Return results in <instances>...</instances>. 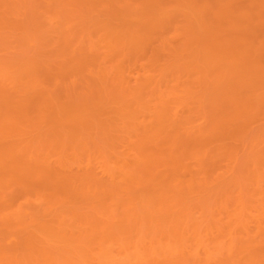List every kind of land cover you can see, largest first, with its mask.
<instances>
[{"label": "rangeland", "instance_id": "374dc122", "mask_svg": "<svg viewBox=\"0 0 264 264\" xmlns=\"http://www.w3.org/2000/svg\"><path fill=\"white\" fill-rule=\"evenodd\" d=\"M0 264H264V0H0Z\"/></svg>", "mask_w": 264, "mask_h": 264}, {"label": "bare ground", "instance_id": "6f19581e", "mask_svg": "<svg viewBox=\"0 0 264 264\" xmlns=\"http://www.w3.org/2000/svg\"><path fill=\"white\" fill-rule=\"evenodd\" d=\"M180 1H181V0H180ZM151 2H152V1H151ZM185 2H188V1H185ZM195 3H196V2H195ZM188 4H189V3H188ZM190 4H191V2H190ZM178 6H179V5H178ZM189 6H191V5H189ZM189 6H188V7H189ZM164 7H165V6H164ZM176 7H177V5L175 6V9H176ZM180 7H185V6H180ZM186 7H187V6H186ZM193 7H194V6H193ZM173 8H174V6H173ZM177 8H178V7H177ZM186 9H188V8H186ZM186 9H185V10H186ZM192 9H193V8H192ZM200 9L202 10V8H200ZM161 10H162V9H161ZM171 10H172V9H171ZM193 10H194V9H193ZM196 10L199 11V9H196ZM196 10H195V11H196ZM163 11H164V10H163ZM190 11H191V10H190ZM160 12H162V11H160ZM168 12H169V11H168ZM192 13H193V12H192ZM157 14H159V16H160V13H157ZM162 14H163V13H162ZM162 14H161V15H162ZM164 14H165V13H164ZM190 15H191V14H190ZM193 15H194V14H193ZM138 16H140V15H138ZM165 17H166V16H165ZM155 19H156V18H155ZM193 23H194V22H193ZM193 23H192V24H193ZM195 23H197V21H196ZM189 25H190V24H189ZM190 26H191V25H190ZM191 27L193 28V26H191ZM187 28L189 29V27H187ZM192 28H191V29H192ZM206 31H207V30H206ZM204 32H205V31H204ZM201 37H202V36H201ZM202 39H203V38H202ZM200 45H202V44H200ZM200 45H199V46H200ZM204 45H205V44H204ZM200 47H201V46H200ZM202 47H204V46H202ZM197 49L199 50V48H197ZM208 57H209V56H208ZM243 58H244V57H243ZM234 59H235V58H234ZM234 59H232V60H234ZM237 60H238V59H237ZM214 62H215V61H214ZM238 62H240V61L238 60ZM199 64H200V63H199ZM211 64H213V63H211ZM217 64H218V63H217ZM208 65H209V64H208ZM239 65H241V64H239ZM219 66H220V65H219ZM230 66H231V65H230ZM230 66H229V67H230ZM235 66H236V65H235ZM235 66H234V67H235ZM237 66H238V65H237ZM210 67H211V66H210ZM212 67H214V66H212ZM214 68H215V67H214ZM210 69H211V68H210ZM217 69H218V68H217ZM208 70H209V69H208ZM161 93H162V92H161ZM125 94H126V93H125ZM130 94H131V93H130ZM155 94H156V93H155ZM159 94H160V93H159ZM174 95H175V94H174ZM165 96H166V95H165ZM169 96H171V95H169ZM169 96H168V97H169ZM181 96H182V95H181ZM136 97H138V96H136ZM159 97H161V95H160ZM163 97H164V96H163ZM172 97H173V96H172ZM139 98H140V97H139ZM174 98H175V97H174ZM180 98H181V97H180ZM180 98H179V99H180ZM163 99H164V98H163ZM169 99H171V98H169ZM172 99H173V98H172ZM148 100H149V99H148ZM164 100H165V99H164ZM181 100H182V99H181ZM123 101H125V100H123ZM127 101H128V100H127ZM172 101H173V100H172ZM138 102H140V101H138ZM159 103H160V102H159ZM159 103H158V104H159ZM123 105H124V104H123ZM126 105H127V104L125 103V106H126ZM152 105H153V104H152ZM154 106H155V105H154ZM157 106H158V105H157ZM151 108H152V107H151ZM155 108H156V107H155ZM158 110H159V109H158ZM162 111H164V110H162ZM152 112H153V111H152ZM156 114H157V113H156ZM169 249H170V246H169ZM171 249H172V248H171ZM171 249H170V252H171ZM166 250H168V249H166ZM164 251H165V250H164ZM172 251H173V250H172ZM175 252H176V251H175ZM167 253H169V252H167ZM173 253H174V251H173ZM171 254H172V253H171ZM164 255H165V254H164ZM172 255H174V254H172ZM209 256H210V255H209ZM168 257H169V256H168ZM210 257H211V256H210ZM207 259H208V257H207ZM209 260H210V259H209ZM175 261H177V260H175Z\"/></svg>", "mask_w": 264, "mask_h": 264}]
</instances>
